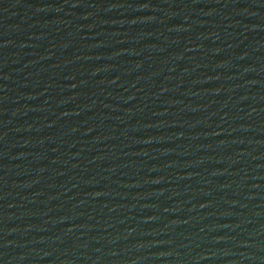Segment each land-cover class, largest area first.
Instances as JSON below:
<instances>
[{
    "label": "water",
    "instance_id": "obj_1",
    "mask_svg": "<svg viewBox=\"0 0 264 264\" xmlns=\"http://www.w3.org/2000/svg\"><path fill=\"white\" fill-rule=\"evenodd\" d=\"M0 264H264V0H0Z\"/></svg>",
    "mask_w": 264,
    "mask_h": 264
}]
</instances>
